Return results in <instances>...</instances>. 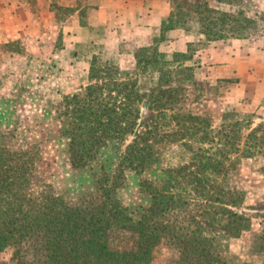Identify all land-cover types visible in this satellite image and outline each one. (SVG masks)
Masks as SVG:
<instances>
[{
    "label": "trees",
    "instance_id": "1",
    "mask_svg": "<svg viewBox=\"0 0 264 264\" xmlns=\"http://www.w3.org/2000/svg\"><path fill=\"white\" fill-rule=\"evenodd\" d=\"M204 7L196 12L207 38H223L224 26L236 31V16ZM135 59L136 70L123 72L94 56L87 85L63 99L59 134L70 164L87 167L104 150L114 155L110 172L78 204L45 191L33 196L35 155L10 150L0 135V251L12 250L14 264H149L165 242L177 249L178 264H228L214 237L238 238L249 227L235 210L244 195L228 184L239 139L229 126L213 131L207 118L183 111L184 86L196 82L185 64L190 56L166 59L145 47ZM144 101L152 117L137 131ZM174 149L184 158L169 165L165 151ZM126 172L159 174L158 182L142 179L144 204L126 207L116 199ZM119 233L131 236V248L113 246Z\"/></svg>",
    "mask_w": 264,
    "mask_h": 264
},
{
    "label": "rangeland",
    "instance_id": "2",
    "mask_svg": "<svg viewBox=\"0 0 264 264\" xmlns=\"http://www.w3.org/2000/svg\"><path fill=\"white\" fill-rule=\"evenodd\" d=\"M124 1L106 3L109 8L124 7ZM165 1L170 15L151 33L139 26H0V135L10 150L35 155L33 196L45 191L78 204L94 192L102 173L110 172L114 157L104 150L89 166L75 168L68 159L67 140L59 134L63 99L87 85L92 58L133 72L141 48H155L166 59L186 54L191 59L185 64L193 67L196 82L184 86L183 111L207 118L213 131L227 125L226 132L239 139V152L232 156L236 174L228 184L244 195L235 210L248 217L249 227L238 238L217 235L214 243L228 264H264V0ZM96 2H87L83 18L89 19ZM76 3L79 7L86 2ZM205 3L236 16V31L224 26L226 35L215 40L202 34L196 10L203 12ZM72 11L67 8L65 13ZM149 105L144 101L140 106L137 131L151 120ZM174 150L165 151L169 165L184 158L183 150ZM158 176L126 172L116 199L126 207L144 204L141 181L158 182ZM112 242L115 248L127 249L133 240L119 233ZM178 258L174 245L165 242L149 264H178ZM0 264H14L12 250L0 251Z\"/></svg>",
    "mask_w": 264,
    "mask_h": 264
},
{
    "label": "crops",
    "instance_id": "3",
    "mask_svg": "<svg viewBox=\"0 0 264 264\" xmlns=\"http://www.w3.org/2000/svg\"><path fill=\"white\" fill-rule=\"evenodd\" d=\"M76 1L0 0V26H80L81 29H88L85 26H139L142 31L151 33L153 26H162L170 15L165 0H125L124 7L113 8L107 6L106 0H97L86 20L81 14L89 0H83L86 3L79 7ZM67 8L73 9L69 15L65 13Z\"/></svg>",
    "mask_w": 264,
    "mask_h": 264
}]
</instances>
